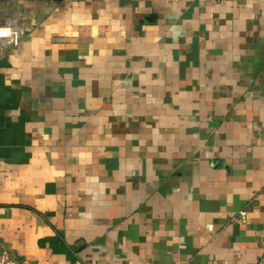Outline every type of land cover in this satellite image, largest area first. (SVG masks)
<instances>
[{"label":"crops","instance_id":"1","mask_svg":"<svg viewBox=\"0 0 264 264\" xmlns=\"http://www.w3.org/2000/svg\"><path fill=\"white\" fill-rule=\"evenodd\" d=\"M0 248L264 263V0H0Z\"/></svg>","mask_w":264,"mask_h":264},{"label":"built area","instance_id":"2","mask_svg":"<svg viewBox=\"0 0 264 264\" xmlns=\"http://www.w3.org/2000/svg\"><path fill=\"white\" fill-rule=\"evenodd\" d=\"M246 213L241 214V218L235 219L238 223H244L246 221ZM0 264H17V262L11 259L7 254L3 253L0 248ZM260 264H264L263 262Z\"/></svg>","mask_w":264,"mask_h":264}]
</instances>
